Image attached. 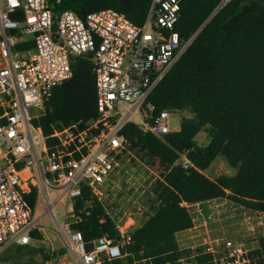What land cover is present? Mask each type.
Returning a JSON list of instances; mask_svg holds the SVG:
<instances>
[{
	"label": "built area",
	"instance_id": "2783aa9c",
	"mask_svg": "<svg viewBox=\"0 0 264 264\" xmlns=\"http://www.w3.org/2000/svg\"><path fill=\"white\" fill-rule=\"evenodd\" d=\"M229 1L222 0L220 7ZM181 3L152 0L145 22L136 25L113 9L85 18L63 10L54 21L49 0H0V55L5 62L0 68V254L41 242L48 223L61 220L57 235L62 253L41 264H127L126 248L149 216L139 214L138 221L127 210L112 215L102 201L113 173L130 153V143L121 135L127 124L162 140L182 129L175 110L156 114L148 101L191 42L176 31ZM30 40L33 47L17 49ZM79 57L93 64L98 116L53 128L46 136L37 122L53 90L72 78V62ZM174 166L198 170L188 151L178 153ZM84 187L103 204L116 237L102 235L87 242L73 228L78 220L74 200ZM226 201L180 204L192 217L190 238L198 239L196 245L179 246L192 251L180 264H199L194 260L199 252L210 255L214 264H257L253 253L264 237V212L232 202L237 221L214 234L212 226L222 222ZM234 227L235 234L250 242L232 238ZM133 264L153 262L143 258Z\"/></svg>",
	"mask_w": 264,
	"mask_h": 264
},
{
	"label": "trees",
	"instance_id": "16d2710c",
	"mask_svg": "<svg viewBox=\"0 0 264 264\" xmlns=\"http://www.w3.org/2000/svg\"><path fill=\"white\" fill-rule=\"evenodd\" d=\"M151 2L49 0L54 21L63 10L85 18L95 11L113 9L136 25L145 22ZM221 2L182 0L176 31L184 42H191L148 98L156 114L188 107L194 117L182 120L181 131L163 140L143 133L133 124L121 131L130 149L145 152L161 167V180L153 191L158 207L133 233V244L126 248L127 264L143 258L151 259L153 264H180L181 259L192 255V251L180 249L176 238L193 226L182 202L225 198L264 212V0H230L218 9ZM33 45L30 40L20 43L17 49ZM72 71V78L53 90L45 103L46 113L37 122L46 136L52 134L53 128L62 129L98 116L92 62L86 57L75 58ZM206 127L211 130L210 140L197 148L195 137ZM181 151H188V158L198 170L174 166ZM219 156L226 158L236 170L235 175L213 180L203 173ZM35 196L33 192L28 197L31 204ZM74 214L78 220L73 228L81 232L85 241L102 235L117 236L103 204L88 187L74 200ZM33 235L41 236L37 232ZM26 249L37 250L16 247L19 252ZM61 253L62 250L44 254V261ZM253 257L257 264H264V237L259 239ZM8 259L0 255V264ZM194 260L214 264L210 255L201 252Z\"/></svg>",
	"mask_w": 264,
	"mask_h": 264
},
{
	"label": "rangeland",
	"instance_id": "374dc122",
	"mask_svg": "<svg viewBox=\"0 0 264 264\" xmlns=\"http://www.w3.org/2000/svg\"><path fill=\"white\" fill-rule=\"evenodd\" d=\"M3 66H5V62L0 55V68ZM176 112L182 120L192 119L194 117V114L188 107L177 110ZM30 113H36V109H30ZM210 133L211 130L209 127L200 131L195 137V147L203 148L206 146L210 140ZM206 173L210 178L216 179L221 175H235L236 170L227 162L225 157L220 156ZM160 180L161 167L159 164L145 152L130 149V153L123 157L118 169L113 173L112 187L104 197L102 203L112 215L121 216L127 210L133 212L138 221L139 214H143V218L150 217L159 204L153 191ZM235 212L238 213L237 210ZM68 220L70 222L73 221V217H69ZM60 222L48 223L42 241L32 246L37 250L26 249L23 252H19L13 247L1 253V256L9 257L5 264L26 263L29 261H35L41 264L44 261V254H52L61 250L62 245L57 235V226ZM234 230H236L235 227L232 228V234L234 236L232 238L250 242L242 234H235ZM180 239L181 237H179ZM196 244L194 242L189 243V245Z\"/></svg>",
	"mask_w": 264,
	"mask_h": 264
},
{
	"label": "crops",
	"instance_id": "0c3cea01",
	"mask_svg": "<svg viewBox=\"0 0 264 264\" xmlns=\"http://www.w3.org/2000/svg\"><path fill=\"white\" fill-rule=\"evenodd\" d=\"M220 157V156H219ZM218 157V158H219ZM217 158V159H218ZM216 159V160H217ZM215 160V161H216ZM214 161V162H215ZM211 167V166H210ZM209 167V168H210ZM208 168V169H209ZM207 169V170H208ZM206 170V171H207ZM205 171V172H206ZM205 175L207 176V177H209L208 175H207V173H205ZM210 178V177H209ZM210 179H212V178H210ZM214 180V179H213ZM226 200V199H225ZM223 201V200H222ZM235 210H237L236 208H235V206H234V204L232 203V202H230V201H226V206L224 207V209H222L221 210V216H222V218H223V220H222V222L221 223H219V224H214V226H212V227H214L215 229L213 230V233L214 234H216V233H220L223 229H225V228H228V227H230V226H233V223L235 222V220L237 221V218H236V216H237V213L235 212ZM190 231L189 230H186V231H183V232H180V233H178L177 235H176V238H177V242H178V244H179V246L181 247V248H187L188 246H189V243H191V242H194V243H197L198 242V239H191L190 238ZM179 237H181V239L179 240ZM259 246V244H257V247Z\"/></svg>",
	"mask_w": 264,
	"mask_h": 264
},
{
	"label": "water",
	"instance_id": "95a60500",
	"mask_svg": "<svg viewBox=\"0 0 264 264\" xmlns=\"http://www.w3.org/2000/svg\"><path fill=\"white\" fill-rule=\"evenodd\" d=\"M219 8H221V7L219 6L218 9H219ZM218 9H217V10H218ZM217 10H216V11H217ZM216 11H215V12H216Z\"/></svg>",
	"mask_w": 264,
	"mask_h": 264
}]
</instances>
